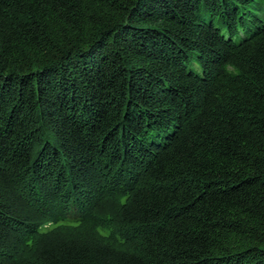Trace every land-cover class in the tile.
<instances>
[{"label":"trees","instance_id":"1","mask_svg":"<svg viewBox=\"0 0 264 264\" xmlns=\"http://www.w3.org/2000/svg\"><path fill=\"white\" fill-rule=\"evenodd\" d=\"M0 264H264V0H0Z\"/></svg>","mask_w":264,"mask_h":264}]
</instances>
